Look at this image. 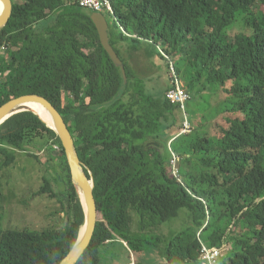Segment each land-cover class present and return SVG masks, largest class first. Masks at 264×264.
<instances>
[{
  "label": "trees",
  "instance_id": "trees-1",
  "mask_svg": "<svg viewBox=\"0 0 264 264\" xmlns=\"http://www.w3.org/2000/svg\"><path fill=\"white\" fill-rule=\"evenodd\" d=\"M110 1L125 80L78 0H12L0 31V107L28 94L49 99L93 178L96 225L76 264H200L203 245L223 255L231 247L219 264H264V0ZM235 25L246 30L229 36ZM128 41L155 47L149 56L166 71V56L173 64L200 109L186 107L189 133L165 98L173 84L156 95L132 76L118 47ZM37 142L65 186L59 194L44 176L39 192L61 199L62 226L0 222V264H59L83 225L57 133L34 112L0 126V207L1 171ZM172 154L180 178L167 168ZM182 211L185 227L164 235Z\"/></svg>",
  "mask_w": 264,
  "mask_h": 264
},
{
  "label": "rangeland",
  "instance_id": "rangeland-1",
  "mask_svg": "<svg viewBox=\"0 0 264 264\" xmlns=\"http://www.w3.org/2000/svg\"><path fill=\"white\" fill-rule=\"evenodd\" d=\"M94 12V11H93ZM92 12V13H93ZM109 22V34L111 37L119 35L120 30L115 28L113 17L108 13H104ZM239 24V23H238ZM232 28H234L232 30ZM229 29V36L235 33L246 30L242 25H235ZM124 44V43H123ZM126 47L123 48V57L128 64L132 76L141 79L147 92L151 94H160L164 91L166 85L165 75L168 76L167 71L164 68V63L158 55L149 56L148 51H155V47L138 45L136 43L126 42ZM139 50L135 51V47ZM129 47L131 49H129ZM145 51L143 52V50ZM157 49V48H156ZM140 52V53H138ZM7 55V53H5ZM129 58V59H128ZM135 66H131L130 64ZM182 86L184 83H181ZM192 103V104H191ZM195 99L189 102L188 110L194 112H200V109H195ZM201 100L197 103V108H201ZM199 115L196 119H198ZM191 128V127H190ZM192 129V128H191ZM187 134V133H184ZM163 143V142H161ZM46 148L41 143L33 144L28 150L18 152L16 160L9 167L1 171L2 181V202L0 207V222L5 228H19L30 229L35 231H41L48 227L62 226V220L64 213L61 209V199L52 198L50 193L39 195V192L44 185V176L54 178V189L59 194L64 192L65 186L62 181H59V171L55 168V163L46 161ZM30 153L38 155L40 161L30 156ZM1 158V156H0ZM56 163L58 158H56ZM180 163V161H178ZM44 163V164H42ZM174 163L173 169L178 172V164ZM168 169L172 172L170 163H168ZM181 217L170 225L164 226L162 232L164 235H168L170 232L180 231L185 227L187 223L186 211H182ZM231 247L227 248V252L223 255L219 263L226 262L228 260V251ZM155 257V259H153ZM150 259L145 258L146 261H151V264H162V259L154 256ZM144 260V261H145ZM144 264H148L145 262ZM189 264V263H187Z\"/></svg>",
  "mask_w": 264,
  "mask_h": 264
},
{
  "label": "water",
  "instance_id": "water-1",
  "mask_svg": "<svg viewBox=\"0 0 264 264\" xmlns=\"http://www.w3.org/2000/svg\"><path fill=\"white\" fill-rule=\"evenodd\" d=\"M14 11L12 0H0V31L10 22ZM102 43L114 64L121 69L123 79L126 78V70L122 60L110 43L109 22L102 12H93L91 15ZM29 104H33L32 107ZM37 104L48 115L45 119L33 106ZM34 112L48 127L52 128L58 136L69 167L70 181L77 193L83 210V225L79 229L75 243L69 253L59 264H76L88 248L96 225V205L93 197L94 182L91 173L79 161L72 136L55 105L46 97L38 94H28L13 99L0 107V126L14 115L23 112ZM87 173V174H86Z\"/></svg>",
  "mask_w": 264,
  "mask_h": 264
},
{
  "label": "built area",
  "instance_id": "built-area-1",
  "mask_svg": "<svg viewBox=\"0 0 264 264\" xmlns=\"http://www.w3.org/2000/svg\"><path fill=\"white\" fill-rule=\"evenodd\" d=\"M78 3L81 7L89 9L94 12H102V13H113V8L110 0H78ZM166 61L168 65V77L171 78L170 80L173 82H178L176 80V77H179L174 70L173 64L170 62L169 58L166 56ZM174 77V79H172ZM182 83V81H181ZM171 88V84H169ZM166 100L171 104L179 107V110L183 113V121H182V129L180 131V134L189 133L190 131V124L187 120L186 115V107L188 103L191 101L190 95L185 92L183 89L182 91L176 90V91H169L165 94ZM171 142H169L170 144ZM179 158L172 154V158L170 160V167L172 169V175L174 177L180 178L179 176V170L177 172L176 169H173L174 163H179ZM179 168V164H178ZM223 257V251L220 249H211L205 245L201 248V260L200 264H219V260Z\"/></svg>",
  "mask_w": 264,
  "mask_h": 264
},
{
  "label": "bare ground",
  "instance_id": "bare-ground-1",
  "mask_svg": "<svg viewBox=\"0 0 264 264\" xmlns=\"http://www.w3.org/2000/svg\"><path fill=\"white\" fill-rule=\"evenodd\" d=\"M172 79H174V77L172 78ZM176 80H177V78H175ZM169 81V83H171V84H173V86H174V89L173 90H171V91H176V90H179V91H182V89H183V86H182V84H181V82L178 80V82H173V81H171V80H168ZM184 90V89H183ZM185 91V90H184ZM185 92H187V91H185ZM188 93V92H187ZM22 97V96H21ZM19 98V97H18ZM16 99V98H15ZM31 107H32V105L33 104H29ZM36 106H33L34 108H36L37 110H38V113L40 114V115H42V117L43 118H45V119H48V115L46 114V112H45V110L43 109V108H41V107H39L37 104H35ZM23 112H26V111H23ZM29 112H32V111H29ZM21 113V112H20ZM15 116V115H14ZM63 118V117H62ZM64 120V119H63ZM190 132V131H189ZM71 250V249H70ZM69 253V252H68ZM67 253V254H68Z\"/></svg>",
  "mask_w": 264,
  "mask_h": 264
},
{
  "label": "crops",
  "instance_id": "crops-1",
  "mask_svg": "<svg viewBox=\"0 0 264 264\" xmlns=\"http://www.w3.org/2000/svg\"><path fill=\"white\" fill-rule=\"evenodd\" d=\"M118 47H119V49H121V50H122V52H123V48H125V49H128V48L126 47V45H125V44H123V43H122V44H119V46H118ZM144 51H145V49L143 50V52H144ZM138 53H140V52H138ZM123 58H124V57H123ZM128 59H129V58H128ZM131 66H133V67H134L135 65L131 63V64H130V67H131ZM165 82H166V85H164V87H165L164 89H166V88H167V86H168V83H169V81H168V77H167V73H166V75H165Z\"/></svg>",
  "mask_w": 264,
  "mask_h": 264
}]
</instances>
